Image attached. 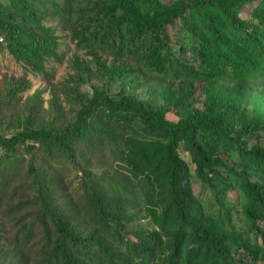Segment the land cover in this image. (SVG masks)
<instances>
[{
  "label": "trees",
  "instance_id": "1",
  "mask_svg": "<svg viewBox=\"0 0 264 264\" xmlns=\"http://www.w3.org/2000/svg\"><path fill=\"white\" fill-rule=\"evenodd\" d=\"M49 18L134 67L66 126L35 104L0 131V264H264V146L247 143L264 115L226 119L264 88V0H0V52L44 73ZM27 90L0 96V124Z\"/></svg>",
  "mask_w": 264,
  "mask_h": 264
},
{
  "label": "rangeland",
  "instance_id": "2",
  "mask_svg": "<svg viewBox=\"0 0 264 264\" xmlns=\"http://www.w3.org/2000/svg\"><path fill=\"white\" fill-rule=\"evenodd\" d=\"M48 25L54 27L59 37L57 57L52 59L42 74H36L27 66L18 63L8 50L0 52V96H4L7 88L12 85L26 87L28 90L21 94L16 104L4 109L3 124L0 131L11 133L15 131L11 122L17 121L28 106L38 105L41 118L55 122L59 126H66L72 120L74 111L87 98L92 97L96 90H109L110 83L107 74L111 68L131 69L132 63L116 60L102 50H81L76 40L72 41V30L59 24L57 20L49 18ZM92 52V53H90ZM144 82L141 94L145 97L160 95H180L179 84H165L153 86L146 83V79L137 76V82ZM227 94L233 90V84H221ZM118 92L116 86L110 93ZM140 94V91L136 95ZM199 105L203 98L195 94ZM243 106H232L226 112V119L232 122L250 123L260 114L264 115V88L253 89L251 97ZM176 120L175 116L169 117ZM249 147L264 146V141L248 140ZM233 160H238L237 154L232 153ZM209 194V193H208ZM149 226L143 222V226Z\"/></svg>",
  "mask_w": 264,
  "mask_h": 264
},
{
  "label": "built area",
  "instance_id": "3",
  "mask_svg": "<svg viewBox=\"0 0 264 264\" xmlns=\"http://www.w3.org/2000/svg\"><path fill=\"white\" fill-rule=\"evenodd\" d=\"M0 41L2 42V39H0Z\"/></svg>",
  "mask_w": 264,
  "mask_h": 264
}]
</instances>
